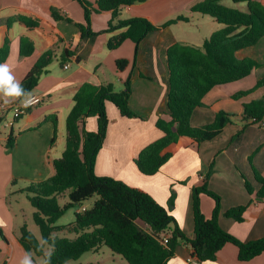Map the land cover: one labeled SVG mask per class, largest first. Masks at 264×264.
Masks as SVG:
<instances>
[{
	"label": "crops",
	"instance_id": "obj_1",
	"mask_svg": "<svg viewBox=\"0 0 264 264\" xmlns=\"http://www.w3.org/2000/svg\"><path fill=\"white\" fill-rule=\"evenodd\" d=\"M87 1L94 8L97 7V0ZM203 1L148 0L130 7H122L121 20L143 18L157 27L180 17L188 20L150 33L140 45L134 67L137 48L135 43L127 41L117 50H108L109 40L122 31L82 39L77 25L85 24V14L78 2L0 0V48L4 46L6 39L10 40V53L4 63L9 65L16 80L22 83L46 52L54 51L56 56L48 68L49 73L41 77L38 87L32 93L33 96L42 97V102L33 107L22 118V124H19L17 144L9 156L11 178H21L27 182L28 187L32 183L43 182L55 174L53 162L59 159L56 156L60 154L62 156L65 151V126L74 106L73 97L83 84L91 83L95 86L113 84L116 90L117 83L124 89L125 83L131 78L132 94L129 105L138 118L124 119L113 104L107 103L110 123L103 148L96 160L97 176L122 181L132 188L150 194L161 206L170 210L186 237L194 239L192 192L204 185L205 175L213 170L208 188L221 197L222 229L242 242L263 239L264 201H258L255 195L251 196L245 183L249 182L256 192L261 189L256 174L264 178V127L246 126L243 115L244 105L264 98V87L238 100L234 99V96L253 90L257 82L264 77V38L257 45L242 49L237 55L241 59H253L261 67L243 80L214 88L205 96L202 107L197 108L191 117L193 127H204L211 125L220 112L231 115L232 123L218 137L200 146L177 148L174 157L155 176L143 175L135 164L138 155L161 137L162 133L156 127L158 120L171 119L168 110L169 48L175 43L202 48L214 32L223 28V25L214 18L192 11ZM228 1L230 0L221 2V5L246 11V5L235 7L229 5ZM257 1L264 5V0ZM53 9L72 22L56 21L52 16ZM18 16L36 21L39 25L30 29L17 22L9 27L8 20ZM195 18L203 22L208 21L210 27V31L202 37L200 43L190 44L185 40L168 39L172 29L190 25L191 20ZM111 19V13H94L92 30L96 33L106 30ZM22 38H28L34 43L35 51L29 58L21 56ZM65 50H70L75 55L63 64L61 56ZM119 60H128L130 65L124 71H120L117 67ZM51 116L57 117L58 120L57 138L53 147L51 142L54 137V124L46 120ZM86 129L88 132L97 131V118H89ZM7 139L8 136L0 135V148L3 152L6 151ZM53 148L55 153L52 152ZM173 192L174 206L170 208ZM200 203L204 216L207 219L212 218L214 200L207 195H201ZM247 205L249 208L243 223L225 217L228 210ZM78 212L80 211L75 213V219ZM60 221L62 220H59L56 226L62 228L61 231L70 230L68 226L75 222L74 220L68 224H59ZM139 225L148 230L144 223L139 222ZM4 226L5 220L0 213V228ZM46 252H49V249H46ZM24 253L26 251L20 242L15 245L7 243L6 240L0 242V264H19ZM192 253L190 246L181 244L169 264H264V254L250 262H240L238 248L232 244L226 245L214 262L199 263L193 258ZM32 258L34 264H39L36 258H42L44 261L43 257Z\"/></svg>",
	"mask_w": 264,
	"mask_h": 264
},
{
	"label": "trees",
	"instance_id": "obj_2",
	"mask_svg": "<svg viewBox=\"0 0 264 264\" xmlns=\"http://www.w3.org/2000/svg\"><path fill=\"white\" fill-rule=\"evenodd\" d=\"M78 2L85 14V24H78L82 39L93 38L103 33H121L108 42V50L119 49L125 42L136 44L137 55L141 43L150 33L166 29L179 21H188L180 17L157 27L147 19H120L122 7H130L148 0H97L94 8L87 0ZM225 0H204L192 9L193 12L208 15L223 25L206 40L202 48L175 43L168 50L169 93L168 110L170 120H158L156 127L161 137L147 146L136 158L135 164L145 176H155L174 157L177 148L189 145L200 146L218 137L232 123V116L220 112L211 125L193 127L191 117L194 111L202 107L205 96L214 88L234 83L249 77L261 67L250 58H238L242 49L257 45L264 38V5L257 0H230L235 4H245L246 11L231 9L221 5ZM108 12L112 19L108 28L102 32L92 30V15ZM52 16L56 21L70 19L62 17L55 9ZM23 23L30 29L38 27V22L25 17H12L8 26ZM34 43L22 38L20 53L23 58L34 54ZM10 53V40L0 48V64ZM74 53L65 50L61 62L65 64L74 57ZM55 52L48 51L35 63L34 67L22 81L23 87L32 92L38 87L43 75L55 59ZM128 60L117 61L120 71L128 68ZM131 78L125 83L121 92H116L113 84L95 86L85 83L73 97L74 106L66 120V147L61 158L54 160L55 174L38 183L30 184L26 193L32 207L36 210L33 219L41 232V242L23 226L19 242L32 256L43 257L47 264H67L77 261L90 252L108 247L114 254L122 257L128 264H169L175 257L176 249L181 244L190 246L192 256L197 262H214L218 253L228 244L238 248L240 262H250L264 254V238L251 242H242L220 226L222 200L219 195L208 188L211 172L204 177V185L192 192L195 221V237L189 239L184 234L170 210L161 206L150 194L132 188L122 181L99 177L96 174V160L103 148L109 127L107 103L113 104L124 119L138 118L130 108L132 94ZM264 87V77L256 87L248 92L234 96L238 100ZM31 109H28V113ZM27 113V114H28ZM24 116L17 118L19 121ZM97 118L98 129L88 132L86 122ZM5 119L0 118V124ZM54 124L53 147L58 131L57 117L46 119ZM243 120L247 125H260L264 122V98L244 105ZM17 144V136L12 129L6 143L8 152ZM261 189L256 192L246 181L248 193L255 195L258 201H264V178L256 174ZM68 195L69 202L61 206L59 199ZM97 195L99 199L93 208L76 214L73 224L68 226L77 236L75 239L54 238L53 234L62 228L56 223L72 208ZM207 195L215 202L212 218L207 219L201 210L200 196ZM175 193H172L170 208L174 206ZM249 208L239 206L228 210L225 217L237 223L245 221ZM139 222L148 226L143 229ZM173 227V229H171ZM0 234L2 231L0 229ZM168 243L165 244L164 240ZM49 248V252L46 249Z\"/></svg>",
	"mask_w": 264,
	"mask_h": 264
},
{
	"label": "rangeland",
	"instance_id": "obj_3",
	"mask_svg": "<svg viewBox=\"0 0 264 264\" xmlns=\"http://www.w3.org/2000/svg\"><path fill=\"white\" fill-rule=\"evenodd\" d=\"M228 4L235 7L245 6V4H235L230 1H228ZM208 31H210L208 21L203 22L201 19L195 18L194 20H191L190 25H182L181 27H175L172 29L168 35V39L185 40L190 44L200 43L202 37H204ZM122 90L123 88L117 83L115 91L121 92ZM14 118L15 113L13 110H10L6 114L4 122L0 124V135H2V137L9 136L12 129L14 130L15 135L20 133L18 130L20 127L19 124H22L23 119L16 121ZM9 122H13L14 126H7L6 123ZM52 152L55 153L54 148ZM11 153L12 152H8L7 149L3 152L0 148V213L5 220V226L0 228L2 231V235L0 234V242H5L6 240L7 243L12 245L19 244L18 240L20 238V230L23 226H26L27 229L37 238V240L41 242L40 229L33 219V215L36 210L32 207L30 201L28 200L27 194L23 193V190H21L27 187V182L23 181L21 178H11V158L9 157ZM56 157L60 158L61 154ZM98 199L99 197L95 195L91 199L83 202L81 205L70 209L60 219L62 221H60L59 224H68L70 221H74L75 213L77 211H82L84 208H93ZM68 202L69 197L67 194L59 199V204L61 206L66 205ZM76 236L77 235L70 230H60L53 234L54 238L59 239L67 238L73 240ZM123 260L124 259L122 257L114 254L108 247L104 246L100 251L87 253L80 258V261H72L69 264H121L122 262H126ZM36 262L44 264L42 258H36Z\"/></svg>",
	"mask_w": 264,
	"mask_h": 264
},
{
	"label": "clouds",
	"instance_id": "obj_4",
	"mask_svg": "<svg viewBox=\"0 0 264 264\" xmlns=\"http://www.w3.org/2000/svg\"><path fill=\"white\" fill-rule=\"evenodd\" d=\"M0 100L7 106L14 101H19L24 107H30L36 103V98L32 92L26 90L23 85L16 80L7 63L0 64ZM19 264H34L31 252H26L20 258ZM47 264V261H45Z\"/></svg>",
	"mask_w": 264,
	"mask_h": 264
},
{
	"label": "built area",
	"instance_id": "obj_5",
	"mask_svg": "<svg viewBox=\"0 0 264 264\" xmlns=\"http://www.w3.org/2000/svg\"><path fill=\"white\" fill-rule=\"evenodd\" d=\"M36 98V103H34L32 106L30 107H27V108H24L20 102L19 103H11L10 105H7V106H4L3 105V101H1L0 103V118H3L5 119L6 118V114L10 111V110H13L14 113H15V120H17V118L21 117V116H25L27 115L28 113V109H32L33 107L35 106H38L41 102H42V97H39V96H34ZM7 126H10V127H13L14 126V123L13 122H9V123H6ZM261 126L264 127V122L262 124H260ZM85 209H83L84 211ZM164 243L167 244L168 243V240L165 239L164 240Z\"/></svg>",
	"mask_w": 264,
	"mask_h": 264
}]
</instances>
